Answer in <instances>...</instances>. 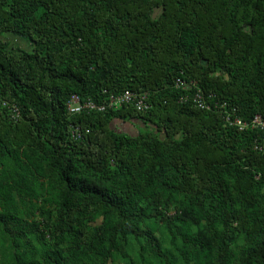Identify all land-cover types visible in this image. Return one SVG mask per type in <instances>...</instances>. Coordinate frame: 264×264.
<instances>
[{
    "label": "trees",
    "instance_id": "1",
    "mask_svg": "<svg viewBox=\"0 0 264 264\" xmlns=\"http://www.w3.org/2000/svg\"><path fill=\"white\" fill-rule=\"evenodd\" d=\"M256 115L264 0H0V264H264Z\"/></svg>",
    "mask_w": 264,
    "mask_h": 264
},
{
    "label": "built area",
    "instance_id": "2",
    "mask_svg": "<svg viewBox=\"0 0 264 264\" xmlns=\"http://www.w3.org/2000/svg\"><path fill=\"white\" fill-rule=\"evenodd\" d=\"M184 85H186L184 81H177V86ZM145 98L146 97L143 95L137 94L129 89H126L118 94L111 95L109 101L106 104H99L91 100L82 101L79 95L73 94L68 102V109L70 113H79L85 109H98L102 111L105 110L107 107L118 108L124 104H133L137 110L143 111L149 108V105L145 101ZM191 99L201 109H205L208 107V103L200 91H197ZM226 119L228 123L238 126L241 130H245L250 126L264 129V120L260 115H256L251 120V122L243 121L237 117L231 119L230 116H227Z\"/></svg>",
    "mask_w": 264,
    "mask_h": 264
},
{
    "label": "rangeland",
    "instance_id": "3",
    "mask_svg": "<svg viewBox=\"0 0 264 264\" xmlns=\"http://www.w3.org/2000/svg\"><path fill=\"white\" fill-rule=\"evenodd\" d=\"M4 38L11 44V47L13 48H20L25 50L30 49V43L22 37L8 33L4 35ZM114 125H116L122 131L130 134H136L137 132L144 131V127L140 126L138 122L134 121L124 122L116 120L114 122Z\"/></svg>",
    "mask_w": 264,
    "mask_h": 264
}]
</instances>
